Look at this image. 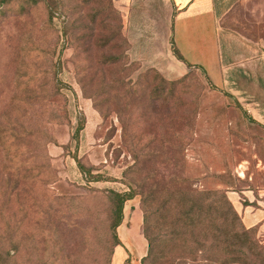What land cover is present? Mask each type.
Returning <instances> with one entry per match:
<instances>
[{"label": "rangeland", "instance_id": "1", "mask_svg": "<svg viewBox=\"0 0 264 264\" xmlns=\"http://www.w3.org/2000/svg\"><path fill=\"white\" fill-rule=\"evenodd\" d=\"M213 3L221 83L177 59L168 0L5 1L0 129L23 135L0 141V264H151L141 193L153 264H264V0ZM132 188L116 241L110 193ZM210 190L239 214L234 254L170 231Z\"/></svg>", "mask_w": 264, "mask_h": 264}, {"label": "trees", "instance_id": "2", "mask_svg": "<svg viewBox=\"0 0 264 264\" xmlns=\"http://www.w3.org/2000/svg\"><path fill=\"white\" fill-rule=\"evenodd\" d=\"M6 0L0 1V9L5 4ZM33 4H38L39 0H30ZM174 53L178 60L185 63L184 58L178 52L176 46H174ZM190 67V66H189ZM251 121H254L253 118H250ZM82 126V125H81ZM81 129V127L79 128ZM1 143H7L10 139V136H14L15 139L22 138L21 133H15L14 135H8V132L5 128L0 129ZM20 150V148H18ZM20 154V153H19ZM210 192V193H208ZM140 194L139 192L132 188L129 192H114L110 193V200L113 205V222L111 225V230L113 233V238L118 241L117 229L123 222L124 218V206L127 201L133 200L135 195ZM197 193H192L191 195L178 198L176 201L179 202L176 206L177 213L174 214V223L170 227V231L173 230L172 227L178 225L182 232L187 233L195 230H203V239L201 240L202 247L204 251L208 250V253L214 254L219 251L218 247L220 242L225 243L221 247L227 249V252L234 254L230 249L236 247L234 245L235 239L240 234L236 224L240 222V217L236 209L233 207L232 203L227 197V192L224 190H210L205 191V193H200L201 198L197 200ZM194 195V196H193ZM143 199V207L145 211L144 223L145 231L144 235L149 244L148 255L144 258V261H150L151 264L154 262L159 263L160 259L163 258V252L161 248V236H154V226H155V215L152 209L154 200L151 193H141ZM250 206V205H249ZM179 212V214H178ZM236 226V227H235ZM222 228L225 231V238L221 240L217 234H214V228ZM251 230H245V233L250 232ZM172 236V235H171ZM119 244V243H118ZM244 246V245H242ZM241 247V246H240ZM245 247V246H244ZM242 248V247H241ZM253 248L248 246V249ZM243 251V250H242ZM247 253V252H242ZM207 261H210L209 259ZM211 262V261H210ZM222 264H247L243 262H238L236 260L224 261Z\"/></svg>", "mask_w": 264, "mask_h": 264}, {"label": "crops", "instance_id": "3", "mask_svg": "<svg viewBox=\"0 0 264 264\" xmlns=\"http://www.w3.org/2000/svg\"><path fill=\"white\" fill-rule=\"evenodd\" d=\"M168 2L176 11L173 38L178 52L185 60L183 64L200 69L212 80L221 83V47L218 16L213 0ZM251 223L249 227L255 225Z\"/></svg>", "mask_w": 264, "mask_h": 264}]
</instances>
